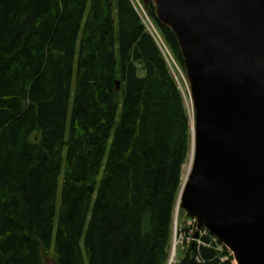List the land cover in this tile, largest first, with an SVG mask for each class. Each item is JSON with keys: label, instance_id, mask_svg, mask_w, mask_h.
<instances>
[{"label": "trees", "instance_id": "trees-1", "mask_svg": "<svg viewBox=\"0 0 264 264\" xmlns=\"http://www.w3.org/2000/svg\"><path fill=\"white\" fill-rule=\"evenodd\" d=\"M191 149L184 93L133 0H0V264H167ZM185 233L173 264H233L206 230Z\"/></svg>", "mask_w": 264, "mask_h": 264}, {"label": "water", "instance_id": "water-1", "mask_svg": "<svg viewBox=\"0 0 264 264\" xmlns=\"http://www.w3.org/2000/svg\"><path fill=\"white\" fill-rule=\"evenodd\" d=\"M143 2L177 36L195 110L178 205L237 264H264V0Z\"/></svg>", "mask_w": 264, "mask_h": 264}, {"label": "rangeland", "instance_id": "rangeland-1", "mask_svg": "<svg viewBox=\"0 0 264 264\" xmlns=\"http://www.w3.org/2000/svg\"><path fill=\"white\" fill-rule=\"evenodd\" d=\"M136 3H137L136 4L137 7H139L143 11V9L141 8V6L139 4V1L136 0ZM144 15H145V13H144ZM143 20H144V23L146 24V26L149 27L150 30L154 31V29H153L154 25H153L152 21L149 18H147L146 15L144 16ZM158 39L160 41V44L163 45V49H164V51H165V53L167 55V58L169 59V64L171 66V69H172L175 77L177 78L179 84L181 85V88H182L183 93H184L185 98H186L187 106H188L189 113H190L191 120H192V124H193V122H194V108H193V102H192V99H191V96H190V90H189V85H188L186 72L182 69V67L174 59V57L172 56L170 50L168 48H165L162 39L160 37H158ZM139 64H141V63H139ZM190 156H191V154H190ZM190 156H189V158H190ZM189 158H188V160H187V162H186V164L184 165V168H183L184 179H186V176H187L186 172H187ZM184 214L186 215V212H184ZM184 214L182 215L181 219H180V217H178V221L180 220V221L184 222L187 219V218L183 219L185 217ZM186 223H188V222H186ZM179 227H180V225H179ZM180 238H181V235H180V232H179V240H180ZM184 254L185 253L182 250L179 252V256L180 257H183ZM233 263L236 264L235 261Z\"/></svg>", "mask_w": 264, "mask_h": 264}, {"label": "bare ground", "instance_id": "bare-ground-1", "mask_svg": "<svg viewBox=\"0 0 264 264\" xmlns=\"http://www.w3.org/2000/svg\"><path fill=\"white\" fill-rule=\"evenodd\" d=\"M193 157H194V149L192 150V152H191V156H190V158H189V162H188V167H187V172H186V179H185V181L187 180V178H188V175H189V173H190V170H191V167H192V163H193ZM175 255V252H173L172 253V257Z\"/></svg>", "mask_w": 264, "mask_h": 264}, {"label": "built area", "instance_id": "built-area-1", "mask_svg": "<svg viewBox=\"0 0 264 264\" xmlns=\"http://www.w3.org/2000/svg\"><path fill=\"white\" fill-rule=\"evenodd\" d=\"M199 243L201 244V243H203V242L199 241Z\"/></svg>", "mask_w": 264, "mask_h": 264}]
</instances>
